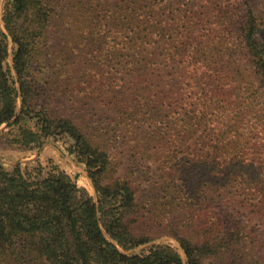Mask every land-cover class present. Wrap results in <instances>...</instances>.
Listing matches in <instances>:
<instances>
[{
	"label": "trees",
	"instance_id": "1",
	"mask_svg": "<svg viewBox=\"0 0 264 264\" xmlns=\"http://www.w3.org/2000/svg\"><path fill=\"white\" fill-rule=\"evenodd\" d=\"M253 1L3 0L0 129L71 140L96 200L0 162V264H264Z\"/></svg>",
	"mask_w": 264,
	"mask_h": 264
},
{
	"label": "rangeland",
	"instance_id": "2",
	"mask_svg": "<svg viewBox=\"0 0 264 264\" xmlns=\"http://www.w3.org/2000/svg\"><path fill=\"white\" fill-rule=\"evenodd\" d=\"M2 2L3 0H0V5L2 4ZM252 6L263 19L264 26V3L261 0H254ZM261 39L264 40V32L262 33ZM18 105H20V100H18ZM1 129L0 162L5 169L9 170L16 163L21 164L22 167L26 166L27 171L31 173H34L38 168L41 169L40 172L45 173L51 167H56L64 172L71 180H73L77 188L84 189L88 194L92 196L94 201L96 200L93 186L89 178L86 176V173L83 170V166L77 164L73 155L69 154L68 149L71 147V140L64 136L48 138L42 145L38 147L35 146L24 148L23 146L13 143L9 139V135L6 134L7 129ZM161 241L168 242L172 246H174L178 250L182 258V253L178 247V244L173 239L163 238L161 239ZM156 242H158V240ZM142 248L143 247L137 248L135 250H132L131 252H136Z\"/></svg>",
	"mask_w": 264,
	"mask_h": 264
}]
</instances>
